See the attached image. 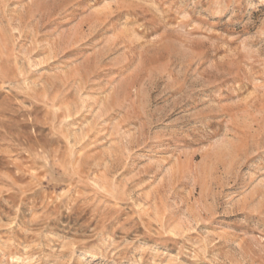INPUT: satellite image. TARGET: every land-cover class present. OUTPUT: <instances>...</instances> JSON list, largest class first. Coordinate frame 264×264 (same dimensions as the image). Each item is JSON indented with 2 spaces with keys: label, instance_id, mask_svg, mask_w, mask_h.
Listing matches in <instances>:
<instances>
[{
  "label": "rangeland",
  "instance_id": "rangeland-1",
  "mask_svg": "<svg viewBox=\"0 0 264 264\" xmlns=\"http://www.w3.org/2000/svg\"><path fill=\"white\" fill-rule=\"evenodd\" d=\"M0 264H264V0H0Z\"/></svg>",
  "mask_w": 264,
  "mask_h": 264
}]
</instances>
